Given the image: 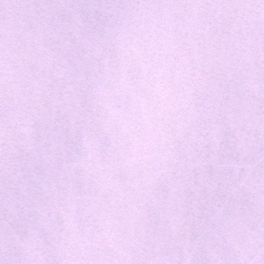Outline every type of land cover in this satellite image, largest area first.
Listing matches in <instances>:
<instances>
[{
	"label": "snow or ice",
	"instance_id": "6c2138e0",
	"mask_svg": "<svg viewBox=\"0 0 264 264\" xmlns=\"http://www.w3.org/2000/svg\"><path fill=\"white\" fill-rule=\"evenodd\" d=\"M0 264H264V0H0Z\"/></svg>",
	"mask_w": 264,
	"mask_h": 264
}]
</instances>
